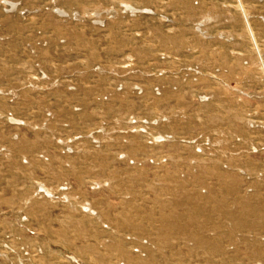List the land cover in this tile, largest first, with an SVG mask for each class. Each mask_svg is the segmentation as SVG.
I'll return each instance as SVG.
<instances>
[{"label": "rangeland", "instance_id": "obj_1", "mask_svg": "<svg viewBox=\"0 0 264 264\" xmlns=\"http://www.w3.org/2000/svg\"><path fill=\"white\" fill-rule=\"evenodd\" d=\"M0 264H264V0H0Z\"/></svg>", "mask_w": 264, "mask_h": 264}]
</instances>
